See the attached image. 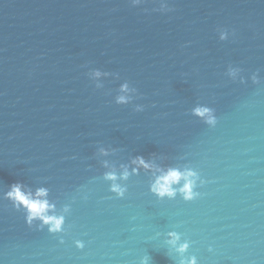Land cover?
<instances>
[{
	"label": "water",
	"instance_id": "obj_1",
	"mask_svg": "<svg viewBox=\"0 0 264 264\" xmlns=\"http://www.w3.org/2000/svg\"><path fill=\"white\" fill-rule=\"evenodd\" d=\"M169 3L0 0V264H174L170 230L198 264H264V0ZM91 68L119 76L97 89ZM125 80L137 92L117 105ZM197 104L215 126L192 114ZM137 154L197 170L200 195L159 200L141 169L116 197L100 161L119 170ZM17 181L47 187L57 211L71 205L65 233L26 223L4 198Z\"/></svg>",
	"mask_w": 264,
	"mask_h": 264
},
{
	"label": "clouds",
	"instance_id": "obj_2",
	"mask_svg": "<svg viewBox=\"0 0 264 264\" xmlns=\"http://www.w3.org/2000/svg\"><path fill=\"white\" fill-rule=\"evenodd\" d=\"M158 4V8H153V11L168 12L172 10L169 0H154ZM133 6H138L145 3V0H130ZM147 11V9H145ZM232 33L227 29H222L218 33L221 41L227 40ZM243 69L240 66H233L229 63L227 65L226 74L232 81L239 80L244 83L246 78L241 73ZM88 76L95 82L97 89L104 85L101 77L119 76V73H113L101 68H91L88 71ZM253 83H259L261 77L259 70L251 73L248 77ZM137 92L135 87H130L127 80L119 85L118 94L115 96V103L117 105H127L134 99V94ZM141 105L136 106V111H142ZM192 114L200 118L205 124L215 126L217 116L215 110L205 104H197L192 109ZM108 147H100L98 152L102 156L109 155ZM155 155V154H153ZM102 167L106 169L103 172V179L109 181V191L115 194L116 197H124L128 185L124 182L129 180L130 176L139 174L141 169L152 173V178L149 183V191L159 200L175 199L178 195L185 201H191L198 197L200 193L196 190L199 185H203L206 181L202 178L199 172L191 167H175V166H161L154 162L153 159H145L144 155L137 154L131 158L130 164H120L119 170L115 165H110L107 160L100 161ZM27 186L21 181L11 184L8 191L4 193V198L10 200L12 205L17 210H23L25 214L26 223L37 229L47 228L49 233H65L66 213L71 210V205L65 204L61 211H57L56 204L51 201L49 197V189L41 186L37 187L35 191L27 189ZM166 243L170 245L176 254L178 260L174 264H198L196 255H185L190 248V241L181 238V233L175 230H170L166 234ZM61 243H63V236H61ZM74 244L77 248L83 249L85 243L83 240L76 239ZM150 257H145L141 264H149Z\"/></svg>",
	"mask_w": 264,
	"mask_h": 264
}]
</instances>
